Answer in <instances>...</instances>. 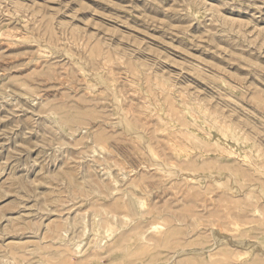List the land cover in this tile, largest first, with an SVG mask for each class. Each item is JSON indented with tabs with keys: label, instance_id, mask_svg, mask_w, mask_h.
Instances as JSON below:
<instances>
[{
	"label": "rangeland",
	"instance_id": "1",
	"mask_svg": "<svg viewBox=\"0 0 264 264\" xmlns=\"http://www.w3.org/2000/svg\"><path fill=\"white\" fill-rule=\"evenodd\" d=\"M0 264H264V0H0Z\"/></svg>",
	"mask_w": 264,
	"mask_h": 264
}]
</instances>
